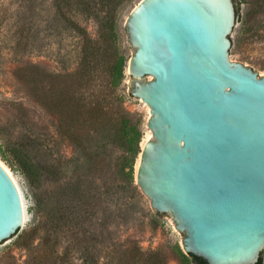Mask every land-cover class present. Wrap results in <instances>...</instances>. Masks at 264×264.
I'll list each match as a JSON object with an SVG mask.
<instances>
[{"label": "water", "instance_id": "obj_1", "mask_svg": "<svg viewBox=\"0 0 264 264\" xmlns=\"http://www.w3.org/2000/svg\"><path fill=\"white\" fill-rule=\"evenodd\" d=\"M236 6L140 0L124 20L126 93L148 107L151 133L134 182L203 264H256L264 249V75L229 55ZM23 223L0 164V243Z\"/></svg>", "mask_w": 264, "mask_h": 264}, {"label": "trees", "instance_id": "obj_2", "mask_svg": "<svg viewBox=\"0 0 264 264\" xmlns=\"http://www.w3.org/2000/svg\"><path fill=\"white\" fill-rule=\"evenodd\" d=\"M127 2L51 0V15L41 16L34 31L29 22L27 31L18 24L20 16L13 30H5L16 61L0 69L9 80L8 97L2 95L0 159L31 192L32 226L19 238L27 242L28 264H168L165 251L143 250L117 234L142 211L134 167L143 122L126 106L132 98L124 84L128 57L118 32ZM255 6L263 11L264 0ZM21 8L19 1L15 15ZM79 20L92 22L93 35ZM30 39L40 57L54 43L53 68L20 63L17 55L31 49ZM66 41L73 47L64 52ZM15 122L25 129L17 138ZM169 255L177 264H203L177 243Z\"/></svg>", "mask_w": 264, "mask_h": 264}, {"label": "rangeland", "instance_id": "obj_3", "mask_svg": "<svg viewBox=\"0 0 264 264\" xmlns=\"http://www.w3.org/2000/svg\"><path fill=\"white\" fill-rule=\"evenodd\" d=\"M23 4L22 12L17 14L18 3ZM140 0H128L124 9L121 12L119 23V45L121 52L130 57L132 54L130 45L127 41V36L124 30V20L128 13L137 5ZM51 0H0V69L9 68L15 65L16 59H12L10 53L9 43L6 45V31L13 30L12 23L14 17L19 18V25L25 24V29H28V23L31 30L36 29L37 21L41 24V16L49 15L51 13L50 8ZM237 10L235 14L234 26L231 31V48L229 55L233 62L240 63L245 67L253 69L258 76L264 75V40L259 39V36L264 38V10L258 11L255 6V0H236ZM32 10L29 12V6ZM35 9V10H34ZM257 9V12H256ZM39 12V14H38ZM51 15V14H50ZM18 19V18H17ZM23 19V20H22ZM79 24L83 26L90 35H93L95 27L90 21L79 20ZM43 29V27H41ZM255 35V36H254ZM254 36V37H253ZM31 49L20 52L17 55V59L20 63L30 62L33 64L41 63L50 68L55 65L53 61V55L57 52V47L54 43H48L43 49L44 54L38 56V51L33 45L32 39H30ZM29 43V44H30ZM73 44L66 41L64 52L71 50ZM1 72V71H0ZM152 78L150 76L145 77L143 80L148 81ZM128 76L124 81L127 89ZM9 84L7 77L2 76L0 73V122L5 123V118L2 116L4 113V105L2 101V95L6 93L5 87ZM4 97H8L7 94ZM126 106L130 111L140 114L142 119V126L144 130L143 140L151 138L150 132L145 127L146 120L148 118V107L140 100L131 98L127 100ZM14 138H17L20 133H24V128L15 122L11 128ZM137 161V160H136ZM0 163L6 167L10 173L11 178L16 185L18 193L20 195L23 213L24 223L20 230L12 238L0 243V264H28V251L25 245L26 240H20L19 238L28 231L32 226V215L29 209L33 205L30 189L24 179L18 172L11 170L1 159ZM137 163V162H136ZM135 163V165H136ZM118 236L121 240L131 238L139 243V246L143 250H163L167 253L168 264H177L176 259L169 255V247L173 243L179 245L182 235L174 229L173 221L164 213L159 214L151 209L148 199L142 195V211L136 217L133 223L128 227L118 229ZM33 243L36 244V241ZM261 264H264V249L259 256Z\"/></svg>", "mask_w": 264, "mask_h": 264}, {"label": "bare ground", "instance_id": "obj_4", "mask_svg": "<svg viewBox=\"0 0 264 264\" xmlns=\"http://www.w3.org/2000/svg\"><path fill=\"white\" fill-rule=\"evenodd\" d=\"M151 134V133H150ZM148 138H146L145 140H149L150 139V136L148 135L147 136ZM145 140H143V142L145 141ZM143 144V143H142ZM1 164V163H0ZM2 165V164H1ZM135 166H137V163H136V165ZM2 167L4 168V170L8 173V175L10 176V173H9V171H8V169L6 168V167H4V165H2ZM10 178H11V176H10ZM12 179V178H11ZM13 180V179H12ZM14 182V181H13Z\"/></svg>", "mask_w": 264, "mask_h": 264}]
</instances>
